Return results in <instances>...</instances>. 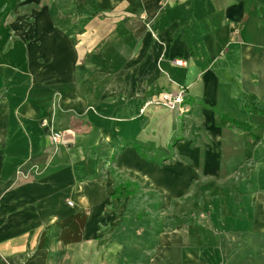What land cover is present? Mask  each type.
Listing matches in <instances>:
<instances>
[{"label":"crops","instance_id":"1","mask_svg":"<svg viewBox=\"0 0 264 264\" xmlns=\"http://www.w3.org/2000/svg\"><path fill=\"white\" fill-rule=\"evenodd\" d=\"M182 198L188 220L164 227L156 202ZM239 251L264 264V0H0V264Z\"/></svg>","mask_w":264,"mask_h":264},{"label":"rangeland","instance_id":"2","mask_svg":"<svg viewBox=\"0 0 264 264\" xmlns=\"http://www.w3.org/2000/svg\"><path fill=\"white\" fill-rule=\"evenodd\" d=\"M6 14V13H5ZM31 11H24V12H8L7 14H6V20H15V21H17V20H20L21 19V23H25V25H27V23L30 21V19H29V17L31 16ZM23 16H27V18H23ZM17 18H20V19H17ZM20 23V24H21ZM15 28H14V30H15V33L16 34H22L23 33V31L25 32V28L24 27H22V29H19V28H16V25L14 26ZM16 29H18V30H16ZM9 82V80H6V81H4L3 82V84L5 85V84H7ZM9 84H10V82H9ZM18 90H19V93H21L20 91L21 90H23V85H22V82L20 83V85H19V87H18ZM19 97H21V95H19ZM55 99L57 100V97L55 96ZM172 109H181V106L179 105V106H176V107H174V108H172ZM50 110H51V112H54L55 110H57V107L54 105V107H51L50 108ZM182 110V109H181ZM57 113H59L58 111H57ZM58 114H56V116H57ZM45 118H47V117H42L41 119H40V122H42V120L43 119H45ZM50 118V122L48 123H45V125L48 127V132H49V134H50V132L52 131V130H56V131H62L61 133L63 134V132H66V131H63V130H61V127H62V123H60V122H58L57 120H55V118L53 117V118H51V117H49ZM61 124V125H60ZM69 127H71V129L72 130H74V129H76V126H80V124H78V123H73V124H68V123H66ZM61 126V127H60ZM67 130V129H66ZM62 141V140H61ZM61 141H59L58 143H55V144H59ZM154 204L155 203H152V206H154ZM179 204L180 205H182V207H180L179 209H177V211H176V209L174 208V207H172V206H169L170 208L168 209H166L164 206H165V204H163V207H162V205H161V203H160V201H158V202H156V206H154L153 207V210H154V208L156 209V211L157 212H160L163 208H164V210L163 211H161V212H163V224H164V227L165 226H168V225H170V224H172V221L173 220H175V221H177V220H188V218H189V216H190V214L187 212V211H183V209H185L186 207H187V203L185 202V199L184 198H182V199H179ZM172 205V204H171ZM155 211V210H154ZM173 211H176L177 213H174ZM161 212H160V214H161ZM155 216H158V213H156L155 214ZM231 242L233 241V239H231L230 240ZM234 242V241H233ZM236 243H238V242H236ZM241 243H243L244 244V240H242V242ZM240 243V244H241ZM239 258H240V260H242L243 261V264H252L251 263V259H252V256L250 257V252H247V251H239ZM224 256L226 257V258H230V257H233L234 258V256H235V251L234 250H227V251H225L224 252ZM229 264V263H228ZM254 264H259V263H257V262H255Z\"/></svg>","mask_w":264,"mask_h":264},{"label":"trees","instance_id":"3","mask_svg":"<svg viewBox=\"0 0 264 264\" xmlns=\"http://www.w3.org/2000/svg\"><path fill=\"white\" fill-rule=\"evenodd\" d=\"M245 101H248L247 103V109L249 111H254V112H259L261 111V109L257 108L256 106H254L251 102V98L250 97H244L242 99H239L238 100V104L239 103H242V102H245ZM252 104V105H251ZM217 117H218V124L219 125H232V126H237V127H243L244 126V123L243 122H239V121H236L235 119H232V118H229L228 116H226L225 114L221 113V112H217ZM134 145V148H137V149H140L141 147L136 145V144H133ZM121 184H117L116 187H115V191H114V195H118L119 197H122L123 195H125L126 193H120L121 191H119L121 189ZM128 193V192H127Z\"/></svg>","mask_w":264,"mask_h":264},{"label":"built area","instance_id":"4","mask_svg":"<svg viewBox=\"0 0 264 264\" xmlns=\"http://www.w3.org/2000/svg\"><path fill=\"white\" fill-rule=\"evenodd\" d=\"M173 62L177 65H182L184 63L181 60H177V59H174ZM181 100L182 99L180 94H178L177 96H173L172 94L169 93H163L161 94V99L157 101V103L159 102L165 107L172 109L178 106V103H180ZM49 135H50V140L54 143H58L59 141L62 140V133L60 131L52 130Z\"/></svg>","mask_w":264,"mask_h":264}]
</instances>
